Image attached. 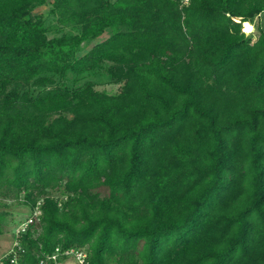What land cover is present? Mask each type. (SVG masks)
Segmentation results:
<instances>
[{
    "label": "trees",
    "instance_id": "16d2710c",
    "mask_svg": "<svg viewBox=\"0 0 264 264\" xmlns=\"http://www.w3.org/2000/svg\"><path fill=\"white\" fill-rule=\"evenodd\" d=\"M47 2L0 0V198L40 210L17 264H264V0Z\"/></svg>",
    "mask_w": 264,
    "mask_h": 264
},
{
    "label": "rangeland",
    "instance_id": "374dc122",
    "mask_svg": "<svg viewBox=\"0 0 264 264\" xmlns=\"http://www.w3.org/2000/svg\"><path fill=\"white\" fill-rule=\"evenodd\" d=\"M114 1V0H111ZM51 9V0H48V2L43 5L35 8L33 10V14L37 16H41L47 26H55L57 24L56 17L51 15L49 13V10ZM260 24L261 28L264 31V11L254 19V29L251 33H245L246 35H250L252 37V40H255V38L258 36V30L256 28V25ZM68 28H65L67 30ZM243 29V27H242ZM110 32L109 30H106L102 35L99 37L91 40L88 44H85L78 52V55H83L85 54L94 44L104 40L109 36ZM54 34L49 33L48 37H52ZM95 82V89L99 91H105L109 94L117 93L120 89V86L118 84H111V83H106V80L104 76L102 75H96L95 77L91 78ZM53 195H57V193H53ZM19 198H22V193L19 195ZM17 201L13 198H0V202L2 204H6L4 206H0V210H5L7 212L6 220H5V225L6 230L4 231L3 234L0 235V242H12L11 241V235L15 234V230L17 228V224L24 221L27 216L29 215V210L28 207L21 203V201ZM19 225V224H18ZM9 238V239H8ZM1 248L3 244H0ZM10 248V247H9ZM8 248V249H9ZM7 253V252H6ZM65 264H75L73 258H69Z\"/></svg>",
    "mask_w": 264,
    "mask_h": 264
},
{
    "label": "built area",
    "instance_id": "2783aa9c",
    "mask_svg": "<svg viewBox=\"0 0 264 264\" xmlns=\"http://www.w3.org/2000/svg\"><path fill=\"white\" fill-rule=\"evenodd\" d=\"M182 4H187L188 0H181ZM40 215V210L38 208V205L30 211V214L27 216V218L22 221L16 228L15 234L16 236H19L21 233H24L28 226L32 224L34 221H37V218ZM19 242L17 239L12 240L11 247L8 249L7 254H12V258L10 259V264H17V255L16 250H19ZM6 254V255H7ZM59 256L66 257L67 259L73 258L75 264H87V255L84 250H77L74 248L67 249V250H61L59 248H55V251L52 255L48 256V259L56 260ZM43 263V261H41Z\"/></svg>",
    "mask_w": 264,
    "mask_h": 264
},
{
    "label": "crops",
    "instance_id": "0c3cea01",
    "mask_svg": "<svg viewBox=\"0 0 264 264\" xmlns=\"http://www.w3.org/2000/svg\"><path fill=\"white\" fill-rule=\"evenodd\" d=\"M11 241L13 240V235H11ZM9 239V238H8ZM0 244H3L2 248L0 246V257L3 256L4 254H6V252L8 251V248L11 247L12 242H0ZM68 260V259H67ZM62 261V262H58L56 264H65V262L67 261Z\"/></svg>",
    "mask_w": 264,
    "mask_h": 264
},
{
    "label": "bare ground",
    "instance_id": "6f19581e",
    "mask_svg": "<svg viewBox=\"0 0 264 264\" xmlns=\"http://www.w3.org/2000/svg\"><path fill=\"white\" fill-rule=\"evenodd\" d=\"M242 27H243L242 30H243L245 33H251V32L253 31V29H254L253 25L250 24V23H248V22H244V23H242Z\"/></svg>",
    "mask_w": 264,
    "mask_h": 264
}]
</instances>
